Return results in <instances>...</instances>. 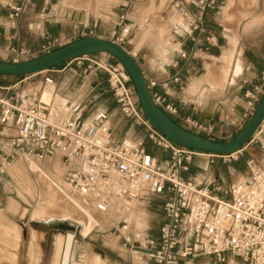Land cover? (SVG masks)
Masks as SVG:
<instances>
[{
  "label": "built area",
  "instance_id": "obj_1",
  "mask_svg": "<svg viewBox=\"0 0 264 264\" xmlns=\"http://www.w3.org/2000/svg\"><path fill=\"white\" fill-rule=\"evenodd\" d=\"M215 2L198 0L200 14L204 7ZM27 3L32 5L31 0H22L19 5L7 2L8 16L15 19ZM124 19L122 12L117 22L121 28L115 39L97 34L96 20L81 35L99 36L121 45L129 30ZM192 28L203 30L200 22L192 24ZM115 32L112 30V34ZM194 40L199 42V36ZM59 44L53 38L38 50L9 45L5 51L10 61L16 62ZM91 54L67 59L62 62L63 67L74 63L75 73L103 68L119 112L143 126L149 141L167 151L168 156L158 158L140 144L116 140L109 113L104 109H94L83 116L78 105L61 108L52 105L50 98L44 100L42 91L33 85V77L42 74V85L51 84L55 66L19 75L18 81L11 84H0V181L10 163L19 156L30 162L53 158L60 167L57 175L52 176L58 191L92 207L104 218L116 219L106 235L120 240L138 260L148 264H180L182 258L203 254L213 255L219 264H227L226 254H229L241 259L243 264H264V118L248 142L231 153L178 145L149 124L134 87L127 84L129 78L123 68L93 60ZM146 80L154 102L167 115L175 121L178 118L184 128L211 139L218 138L212 125L190 117L180 118L176 106L151 89L156 82ZM263 91L264 68L254 89L244 91V120L239 128L254 111ZM250 144L257 145L260 156L245 159L247 173L236 181L224 185L207 174L208 167L216 160L224 163L236 160ZM196 158L204 160L196 165L203 175L186 176ZM151 198L159 201L163 212L157 236L137 228L132 220L139 202ZM62 260V264H83L78 255H66Z\"/></svg>",
  "mask_w": 264,
  "mask_h": 264
},
{
  "label": "crops",
  "instance_id": "obj_2",
  "mask_svg": "<svg viewBox=\"0 0 264 264\" xmlns=\"http://www.w3.org/2000/svg\"><path fill=\"white\" fill-rule=\"evenodd\" d=\"M6 1L11 4L14 2L13 0ZM140 3L139 0L136 1L126 13L121 10L120 5L112 6L116 9L115 11L110 10L111 14H104L100 17L101 31L107 32L109 27L115 26L122 12L125 16L124 20L131 19L133 25L136 22L139 24L141 16L137 12L142 6ZM162 4V41L160 42V39L151 41L148 34L144 38V31L140 30L134 32L129 48V52L139 60V66L144 75H161L166 79V85L157 81L151 89L173 103L180 118L190 117L200 122L221 120L224 112L222 108L225 107L227 114L224 123L230 125L232 130H237L244 120V91L254 89V86L259 83L260 71L264 68V0H216L213 6L204 7L201 14L198 0H164ZM34 9L35 4L33 3L15 19H11L8 16L9 9L0 6L1 60H9L10 57L5 51L9 45L38 50L45 38H51L60 33L59 24L53 28L51 25L56 22L46 18L43 13L33 11ZM197 22H200L202 31L192 28V24L195 25ZM147 33L150 31L148 30ZM196 36H199V42L194 40ZM208 55L220 57L222 64L217 69L210 62L204 65L203 58ZM91 56L106 59L101 52L92 53ZM140 59H143V62ZM198 59H201L200 66ZM200 68L202 77L190 88L193 91L196 90L193 94H186V89L182 84L172 79L173 76H182L185 73L195 75L200 72ZM55 69L54 82L51 84L42 85V74L33 77V85L42 91L43 99L51 94L50 101L54 106L65 108L68 104L78 105L83 110V116H87L94 109H104L109 113V124L113 126L116 124L119 120L117 103L113 98L109 103L101 101L102 97L111 96L106 74H102L101 71H91L84 75L74 76L70 73L72 69L64 68L63 63L57 65ZM16 77L19 76H13V78ZM202 85H208L214 91L228 85L231 91L226 97L222 94L220 98H216L214 104H210L201 96L195 97ZM45 88L49 91L43 92ZM177 122L180 121L177 120ZM127 124L128 119L123 120L116 133L112 132L114 138L132 145H142L143 137H139L136 141L129 139L136 137L131 127H126ZM122 130H125L123 138H121ZM153 152L157 153L158 158L168 156V152L161 149ZM197 164L199 163L194 162L185 175H197L193 171L198 170ZM220 180L223 181L222 176ZM137 208L146 209L144 218L137 215V224L133 221L137 228L145 229L150 235L157 236L159 225L163 221L159 201L154 198L145 199L139 202ZM115 222L116 219H114ZM67 237L73 240V244L66 255L80 256L84 261L83 264H101V260L106 264H148L147 261L135 258L115 237L109 238L112 246L106 254H93L84 260L79 253L81 246L78 245L75 248L74 239ZM226 258L227 264H234V257L226 254ZM62 261L60 258L59 264H62ZM180 264L219 263L213 255L202 254L192 258H182Z\"/></svg>",
  "mask_w": 264,
  "mask_h": 264
},
{
  "label": "rangeland",
  "instance_id": "obj_3",
  "mask_svg": "<svg viewBox=\"0 0 264 264\" xmlns=\"http://www.w3.org/2000/svg\"><path fill=\"white\" fill-rule=\"evenodd\" d=\"M13 1L14 2L12 4L17 5L22 2V0ZM136 1L138 0H31V3L35 4V9L33 11L43 13L46 18L56 22L51 25L53 26V28L54 26H57V24H59L60 26V33L57 36L55 35L51 38H45V41L42 44H45L47 41H50L53 38H57L60 41V44H63L70 40L84 36L81 35V31H86L94 20H96L97 22V27L94 30L97 34H103L104 37L115 39L121 27H119V25L117 24H114L115 26L109 27L107 32H102L100 17L104 16V14H111L110 10H116L115 8H112V6L118 5L124 8L123 12L126 13L127 10L130 9V6H132ZM139 1L141 2L140 5H142L137 12L139 13L138 15L141 16L139 24L136 22V24L133 25V21H131V19L123 20L124 25L129 27V30L127 35L124 37V42L121 45L128 51L131 47L130 41L134 36V32L136 31L143 30L144 38L149 35L151 41L160 39L161 42L163 39V29L161 27V24L163 19L162 3L164 0ZM0 6H2L3 8L6 7L8 9L7 1L0 0ZM30 6L31 5L27 3L22 12L27 10ZM256 6H258L257 2ZM112 30H115L116 32L112 34ZM148 30L150 31V33H147ZM41 45L39 46V48L41 47ZM42 53L44 52H36L34 56L40 55ZM101 53L106 56V59H98L92 56L91 58L93 60L103 61L106 64L112 65L113 67H116L118 69L122 67L117 59L112 57L110 54H107L105 52ZM198 60L200 66L201 59ZM140 61L143 62V59H140ZM137 62L139 63V60H137ZM203 62L204 65L209 62L213 63V66L216 67V69L219 67V65L222 64L220 57H213L209 55L206 56V58H203ZM66 68H71L72 71H70V73L74 76L89 73H83L78 70V73H75V71H73V69H76L74 63H70ZM95 71H101L102 74L107 75V72L103 68H98ZM199 71L200 72L195 75L185 73L182 76H173L172 79L174 80V82H180V84H182V86L186 89V94H193L196 90L193 91L190 88H192L191 86L193 83H195L199 78L202 77L201 68L199 69ZM145 77L155 82L160 81L161 83H163L166 81V79L163 78L164 76L161 75H145ZM18 79L19 77L13 78L12 75H8L1 78L0 83L11 84L17 82ZM127 84L130 85L132 83L130 80H128ZM228 85H225L222 89L219 90L215 89V91L211 90L208 85H202L200 91H197L195 97L201 96L206 102L214 104L217 97L220 98L222 94H225L226 97L227 93L231 91L230 88L228 89ZM45 90L49 91V89L45 88L43 92ZM50 97L51 94H49L48 97H46L44 100H49ZM112 98L114 99L111 93V96L107 95L105 97H102L101 101L109 103L111 102ZM192 99L194 101L196 100V98ZM222 109L224 111L222 117L223 119H216L212 122H201L203 124H210L213 126L214 133L218 135V138H215L216 140L229 139L239 129L238 127L237 130L234 131L232 130L230 125L224 123V120H226L225 115L227 114V109L225 107ZM117 117L119 118V120L116 122V124L114 126L110 125L113 133H116L123 120L126 119L120 112ZM177 120L180 121L178 118H176V121ZM126 127H131V131L136 137L135 139L129 138L130 140L136 141V139H138L139 137H143L141 142L142 146L150 153L152 152L153 155L158 157L157 153L153 151H156L159 148L153 145L146 137L145 128L143 126L137 125L135 122L128 119V124ZM124 131L125 130L121 131V138L125 136ZM148 147L152 148L150 149ZM259 156L260 154L257 145H247L241 151V154L236 160L225 163L221 160H216L212 165L208 167L207 174L210 175L214 180L218 181H221L220 176H222L224 182H221H223L224 185H227L231 182L236 181L239 177L247 173L245 168L246 158H257ZM194 162L203 163L204 160L201 158H196ZM34 163L39 165L45 172L53 176L57 175L60 169L57 161L53 158L41 162L34 161ZM226 166H228V168H226ZM193 171L197 173L198 177L203 175V172H201L200 170L196 171L194 169ZM38 175V172H34L31 169L30 161L19 156L10 163L7 173L0 181V264H59L58 260H60L61 258L62 261L67 252L72 248L73 240L67 236H70L74 239L75 248L78 245L81 246L79 253L83 256L84 260L93 254H106L109 248H111L110 246H112L111 241H109V238L112 236H107L106 231L114 223V219L104 218L92 207L84 205L78 200L83 205V207L92 215L95 221H92L93 223L90 226L91 231L86 235L83 234L81 231L83 229L82 224L86 220L85 215L79 209L71 210L69 208H61L54 204V202H52V199H54L56 194H59V192L52 188L53 186H51L50 183L47 182V179H45L46 181H43L42 177L40 178ZM47 185L49 188L47 187ZM44 187L46 190L44 189ZM145 213L146 209L143 210L141 208H137L133 212L132 220L137 224L136 216L138 215L144 218ZM60 236H62L64 239L65 248L62 251L63 253L61 252L59 257L55 258L54 254L56 250V241L60 238ZM234 259V264H242L241 259H239L238 257H234ZM100 263L106 264L105 262H103V260H101Z\"/></svg>",
  "mask_w": 264,
  "mask_h": 264
},
{
  "label": "water",
  "instance_id": "obj_4",
  "mask_svg": "<svg viewBox=\"0 0 264 264\" xmlns=\"http://www.w3.org/2000/svg\"><path fill=\"white\" fill-rule=\"evenodd\" d=\"M96 52H105L117 59L134 87L141 110L149 124L178 145L216 153H231L248 142L264 118L263 91L250 117L229 139L215 140L184 128L154 102L136 58L118 43L99 36H82L27 60L15 62L0 59V74L19 76L35 73L72 57Z\"/></svg>",
  "mask_w": 264,
  "mask_h": 264
},
{
  "label": "bare ground",
  "instance_id": "obj_5",
  "mask_svg": "<svg viewBox=\"0 0 264 264\" xmlns=\"http://www.w3.org/2000/svg\"><path fill=\"white\" fill-rule=\"evenodd\" d=\"M30 167L34 172H38L39 173V177H42L43 181H46L45 179H47L50 183L51 186H53L52 188H54L55 190L58 191V189L54 186V179H53V175L48 174L47 172H45L39 165H37L34 162H30ZM46 183V182H45ZM48 184V183H47ZM48 187V185H47ZM49 188V187H48ZM45 189V187H44ZM46 190V189H45ZM53 190V189H52ZM49 192V190H48ZM56 192V191H55ZM59 192V191H58ZM47 193V192H46ZM54 193V191H53ZM47 195V194H46ZM53 196V195H51ZM56 197V198H55ZM54 197V199H52L54 202V204H56L57 206L61 207V208H69L71 210H81V212L85 215V221L82 224V233L86 234L89 230H90V226L94 221L92 215L83 207V205L75 198L73 197H66L63 194H61L59 192V194L57 193L56 196ZM67 198V199H66ZM55 205V206H56ZM54 206V205H53ZM77 208V209H76ZM93 221V222H92ZM11 224V223H10ZM66 238V237H65ZM70 245V244H69ZM68 245V246H69ZM65 242L62 236H60V238L56 241V250H55V258H58L59 255L61 254V252L63 251V249L65 248ZM69 248V247H68ZM63 253V252H62ZM57 254V256H56ZM59 261V260H58ZM84 262V261H83ZM88 264V263H86Z\"/></svg>",
  "mask_w": 264,
  "mask_h": 264
},
{
  "label": "trees",
  "instance_id": "obj_6",
  "mask_svg": "<svg viewBox=\"0 0 264 264\" xmlns=\"http://www.w3.org/2000/svg\"><path fill=\"white\" fill-rule=\"evenodd\" d=\"M58 65H59V64H58ZM55 66H57V65H55ZM55 66H53V67H55ZM6 76H8V75L0 74V79L3 78V77H6Z\"/></svg>",
  "mask_w": 264,
  "mask_h": 264
}]
</instances>
